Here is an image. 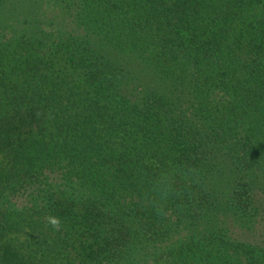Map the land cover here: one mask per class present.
<instances>
[{
    "label": "trees",
    "instance_id": "obj_1",
    "mask_svg": "<svg viewBox=\"0 0 264 264\" xmlns=\"http://www.w3.org/2000/svg\"><path fill=\"white\" fill-rule=\"evenodd\" d=\"M55 3L83 96L0 105V264H264V0Z\"/></svg>",
    "mask_w": 264,
    "mask_h": 264
},
{
    "label": "rangeland",
    "instance_id": "obj_2",
    "mask_svg": "<svg viewBox=\"0 0 264 264\" xmlns=\"http://www.w3.org/2000/svg\"><path fill=\"white\" fill-rule=\"evenodd\" d=\"M0 20H6L0 30V105L4 109L11 108L10 98L18 96V92L31 90V94L41 87L51 104L50 114L64 110L61 100L83 96L75 59L72 62L56 51L58 44L68 38L60 37L76 27L68 9H62L55 0H42L36 6L30 0H15L6 11H0ZM39 27L47 29L52 37L56 33L58 42L53 44L41 35ZM75 58L78 59L76 52ZM12 238L20 246L25 243L23 234L21 240L15 235ZM30 242L37 244L36 240Z\"/></svg>",
    "mask_w": 264,
    "mask_h": 264
},
{
    "label": "clouds",
    "instance_id": "obj_3",
    "mask_svg": "<svg viewBox=\"0 0 264 264\" xmlns=\"http://www.w3.org/2000/svg\"><path fill=\"white\" fill-rule=\"evenodd\" d=\"M48 223L56 229H59V227H60V220L58 217L50 216L48 218Z\"/></svg>",
    "mask_w": 264,
    "mask_h": 264
}]
</instances>
